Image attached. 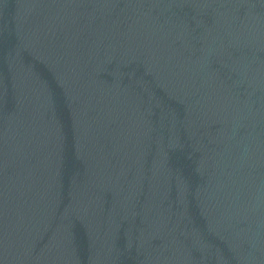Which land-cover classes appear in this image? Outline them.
I'll return each instance as SVG.
<instances>
[{"label":"water","instance_id":"water-1","mask_svg":"<svg viewBox=\"0 0 264 264\" xmlns=\"http://www.w3.org/2000/svg\"><path fill=\"white\" fill-rule=\"evenodd\" d=\"M0 264H264V0H0Z\"/></svg>","mask_w":264,"mask_h":264}]
</instances>
